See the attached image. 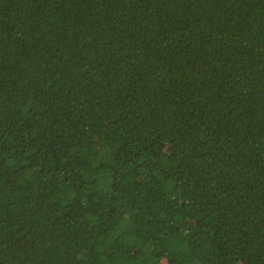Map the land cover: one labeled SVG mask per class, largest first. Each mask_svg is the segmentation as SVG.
Returning <instances> with one entry per match:
<instances>
[{
  "label": "trees",
  "instance_id": "obj_1",
  "mask_svg": "<svg viewBox=\"0 0 264 264\" xmlns=\"http://www.w3.org/2000/svg\"><path fill=\"white\" fill-rule=\"evenodd\" d=\"M0 264H264V0H0Z\"/></svg>",
  "mask_w": 264,
  "mask_h": 264
}]
</instances>
